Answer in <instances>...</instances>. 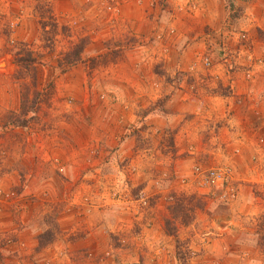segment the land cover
Instances as JSON below:
<instances>
[{
	"label": "rangeland",
	"instance_id": "rangeland-1",
	"mask_svg": "<svg viewBox=\"0 0 264 264\" xmlns=\"http://www.w3.org/2000/svg\"><path fill=\"white\" fill-rule=\"evenodd\" d=\"M253 1L260 22L264 0H223V31ZM143 4L149 21L137 19ZM155 13L147 0H0V264H264L260 166L236 180L242 146L222 144L233 155L217 158L205 112L195 134L173 101L181 78L192 94L214 89L218 62L260 76L264 51L249 34L229 47L200 22L197 44L185 27L154 29ZM215 167L228 176L213 185ZM235 213L242 228L228 227Z\"/></svg>",
	"mask_w": 264,
	"mask_h": 264
},
{
	"label": "crops",
	"instance_id": "crops-1",
	"mask_svg": "<svg viewBox=\"0 0 264 264\" xmlns=\"http://www.w3.org/2000/svg\"><path fill=\"white\" fill-rule=\"evenodd\" d=\"M147 1L150 4L152 3L154 10L158 11V14L155 13L151 20L152 23L154 22V25L152 26L154 29L185 27L187 29V33L192 32V34H195L197 38L195 40H197L196 43L198 44L202 42L204 37L201 35L202 31H199L200 29L195 30L193 28L197 27V22H200L201 25L208 23L209 26L212 25L218 33L222 30V33L228 34L227 42L229 47L232 45L240 47L243 45L242 43L244 41H240L239 39H243L245 36H248L247 34H249V36H251L250 44L252 45V49H255L256 53L259 54L264 51V43L255 41L256 36H253L254 32L250 30V28L255 24L264 29L263 16H260L261 19L259 22L258 17L254 15L255 10L259 8V2L254 3L253 1L250 4V8L247 7L244 10L243 19L237 25L230 26V29L223 31L225 28L224 26L226 25V21L224 19H226L227 15L224 10L223 0H217L218 5L213 3L214 0H182V6L178 9L176 6V2L178 0H165L168 4H173V6H166L163 9L157 0ZM171 9L174 11L173 15L170 13ZM139 11L140 14L142 13L141 16L139 14V17H132L133 21H135L137 17V19L147 21L150 20V15H148V12L144 11V4L139 7ZM159 11H162L161 16H159ZM240 18L241 16L239 19ZM167 19L169 21L168 23H166ZM163 20H165L166 24L163 23ZM169 24L171 26H168ZM248 30L250 33L247 32ZM147 31L150 32V28H148ZM181 33L183 35L185 31H181ZM135 34L138 35L137 32H135ZM181 69H186V67ZM223 70H225L224 64L222 62H218L214 64L210 72L213 75L212 83H214L215 88H217V84L223 86L229 85L230 90L227 93H220L214 88L211 91L207 89V91L202 92V94H192L190 93V91L192 92V89H184V82H186L185 78H181V80L178 78L181 86L179 89L181 90L174 93L173 101L178 99V103H180L182 107L179 109V112L182 111L186 116L185 118L189 121L188 125L192 127V131L195 134H197V131L196 127H193V122L195 121L194 116L198 112H201V110L205 112L203 115L206 114L207 118H200L201 124H199V128L203 130L205 127H208L210 131L214 130L215 134L211 137L210 141L211 144L217 148V158L221 159L224 157L226 160V158L231 159V156L233 155L230 153L231 150H227L225 153L228 157L218 154L220 151L223 152V149H221L222 144H226L228 146L232 143L234 147L238 145L240 147L242 146V149L236 159H233V161L230 160L233 162L230 163L233 166V175L236 180L240 177L243 179V175H245L251 168H254L253 166L249 167L252 160H254L255 163H258L255 164V167L258 165L260 168L259 170L258 168H255L258 172L256 173V170H254L251 174V178L256 177L259 182L263 181V183L260 182L261 184H264V169H262L264 168V73L261 72L260 76L257 75L250 80L245 81L241 80V75L238 77L234 75H224ZM191 100H195L193 105L190 104ZM200 102L201 105L203 104L202 107L199 105ZM174 113L176 115L179 114L178 111L175 112L173 110V114ZM189 116H191V118ZM249 116H255L256 120ZM202 133L203 131L201 134ZM259 186L263 187L260 184ZM237 217L238 214L230 217V222L227 223L228 227H231L230 225L232 224L234 228H242V226H240L242 223L247 224L246 220H243L238 225L236 222Z\"/></svg>",
	"mask_w": 264,
	"mask_h": 264
},
{
	"label": "built area",
	"instance_id": "built-area-1",
	"mask_svg": "<svg viewBox=\"0 0 264 264\" xmlns=\"http://www.w3.org/2000/svg\"><path fill=\"white\" fill-rule=\"evenodd\" d=\"M226 175H227V173H226V169L224 167L223 168L222 167L212 168L207 173L206 182H209V183L214 185V184H216V181H218L220 179H222V181H225Z\"/></svg>",
	"mask_w": 264,
	"mask_h": 264
},
{
	"label": "trees",
	"instance_id": "trees-1",
	"mask_svg": "<svg viewBox=\"0 0 264 264\" xmlns=\"http://www.w3.org/2000/svg\"><path fill=\"white\" fill-rule=\"evenodd\" d=\"M82 49H83V45H80V46H75L74 49L72 50L71 52V55L70 57L66 60L65 59V62L68 64V65H72L74 64L75 62L79 61L81 59V53H82ZM13 122V121H12ZM24 122V120H23ZM15 124V122L13 123Z\"/></svg>",
	"mask_w": 264,
	"mask_h": 264
}]
</instances>
